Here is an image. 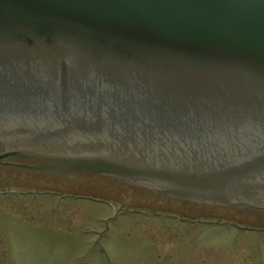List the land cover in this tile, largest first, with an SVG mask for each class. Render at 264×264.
Here are the masks:
<instances>
[{"label": "water", "instance_id": "obj_1", "mask_svg": "<svg viewBox=\"0 0 264 264\" xmlns=\"http://www.w3.org/2000/svg\"><path fill=\"white\" fill-rule=\"evenodd\" d=\"M0 141L41 174L264 212V0H0Z\"/></svg>", "mask_w": 264, "mask_h": 264}, {"label": "rangeland", "instance_id": "obj_2", "mask_svg": "<svg viewBox=\"0 0 264 264\" xmlns=\"http://www.w3.org/2000/svg\"><path fill=\"white\" fill-rule=\"evenodd\" d=\"M111 211L55 193L34 198L0 195V264H181V243L191 241L196 242L182 248L187 252L186 264H210V254L217 264H264V233L214 230L209 235V229L198 227L194 232L184 229L181 239L174 241L171 224L162 239L159 232L164 228H155L159 220L146 227L147 218L135 217L108 221V231L99 241L90 228L99 217L109 220L114 215ZM133 224L140 227L142 236ZM151 227L155 229L150 231ZM149 239H153L159 260L170 259L157 263L148 249ZM100 247L109 262L102 259Z\"/></svg>", "mask_w": 264, "mask_h": 264}, {"label": "flooded vegetation", "instance_id": "obj_3", "mask_svg": "<svg viewBox=\"0 0 264 264\" xmlns=\"http://www.w3.org/2000/svg\"><path fill=\"white\" fill-rule=\"evenodd\" d=\"M6 151L7 146L0 141V155ZM37 165L36 162L30 160H17L13 158L0 160V195H11L10 190L13 189L17 190L16 194L18 198H34L38 195L49 194L48 190L57 188V193L75 201L80 200L95 206H106V204H109L110 207L108 208L112 210L111 212H114V215L109 220L99 217V224L97 223L95 227L90 228L91 233L96 235L99 241L102 239L104 233L108 231V226L110 225L108 221H124L125 219L135 217L147 218L146 227L148 224L154 223V220H159V225H155V228L156 226L158 228L161 227V229L164 228L159 232L163 236H161L162 239H164L163 234H166L168 231L166 227L171 224V233L176 236L173 239L174 241H179L182 232H185L186 229L188 232H191L198 227L209 229V233L207 232L209 235L210 231L214 233V230H218L220 233L233 232V230L241 234L264 233V213L172 201L155 195L144 186L119 181L112 177L77 173L71 175L69 179H61L34 171L32 168ZM13 193L15 194V192ZM240 219L242 220L240 221ZM133 225L138 227L141 234L140 227L135 224ZM96 227L97 229H95ZM155 228L151 227L150 231H153L152 229ZM165 229L166 231H164ZM97 231H100V233L94 234ZM195 242L181 243L178 254L181 256L184 254V261L181 264H186L185 261L187 259V252H183L182 249L184 244L190 245ZM229 247V254H232L231 246ZM149 248H151L152 257L157 263L170 259L163 257L159 260V257L154 255L157 249L153 239L148 240ZM181 251L183 252L182 254ZM212 252L214 253V251ZM100 255L104 261L109 262L102 247H100ZM210 256V264H217L215 256L213 254H210Z\"/></svg>", "mask_w": 264, "mask_h": 264}]
</instances>
